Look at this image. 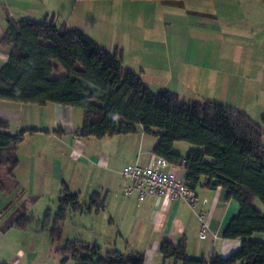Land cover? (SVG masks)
I'll use <instances>...</instances> for the list:
<instances>
[{
	"label": "crops",
	"instance_id": "1",
	"mask_svg": "<svg viewBox=\"0 0 264 264\" xmlns=\"http://www.w3.org/2000/svg\"><path fill=\"white\" fill-rule=\"evenodd\" d=\"M64 1L65 16L57 24L83 32L106 49H121L124 66L140 74L153 92L167 89L184 102L213 101L242 110L262 128L264 143V0ZM47 8L30 0H0V38L9 21L48 19L49 15L54 19V7ZM11 49L12 45H0V68ZM52 65L51 77L65 75L58 63ZM82 117L80 109L53 103L0 101V118L9 123V134L35 130L19 144L14 176L8 177L6 168L0 167L1 261H28L17 247L18 240L12 239L18 234L15 223L46 195L60 198L64 187L79 197L104 196L117 233L114 247L122 242L130 251L142 252L143 264H181L163 258V241L184 240L187 256L206 262L240 248V239L223 238L239 205L227 201L221 187L207 189L201 181L194 190L195 209L162 196L139 202L136 192L124 194L127 182L120 171L128 164L147 165L158 138L139 126L134 134L80 139L76 133ZM178 146L182 155L190 149V145ZM165 171L185 180L183 164L170 163ZM199 215L207 224L203 237L198 236ZM260 234L253 238L264 241Z\"/></svg>",
	"mask_w": 264,
	"mask_h": 264
},
{
	"label": "trees",
	"instance_id": "2",
	"mask_svg": "<svg viewBox=\"0 0 264 264\" xmlns=\"http://www.w3.org/2000/svg\"><path fill=\"white\" fill-rule=\"evenodd\" d=\"M0 45H12L7 62L0 68V101L80 109L82 124L76 133L80 139L134 134L141 126L145 134L158 138L152 148L154 155L184 165L190 189L195 190L202 181V187H221L227 201L238 203V212L223 231L226 240L240 239L238 250L224 258L212 256L206 262L187 256L184 240L176 244L163 241L160 252L164 259L181 264H264V241L253 238L264 232V215L254 204L259 200L264 206L263 131L249 115L213 101L184 102L167 89L153 92L140 74L124 66L121 49L109 51L54 19L9 21ZM53 62L63 68L64 76L51 77ZM8 129L9 123L0 118V167L12 178L19 162V144L35 130L11 135ZM177 142L190 145L186 155L174 150ZM102 200L93 193L82 204L78 193L64 187L51 237L58 240L59 225L69 209L99 212ZM49 214L48 209L46 219ZM31 220L23 215L15 227L24 229ZM59 251L62 262L72 259L75 264L144 263L142 252L110 250L101 255L97 244L79 239L67 240ZM0 264L8 263L0 260Z\"/></svg>",
	"mask_w": 264,
	"mask_h": 264
},
{
	"label": "rangeland",
	"instance_id": "3",
	"mask_svg": "<svg viewBox=\"0 0 264 264\" xmlns=\"http://www.w3.org/2000/svg\"><path fill=\"white\" fill-rule=\"evenodd\" d=\"M30 1L32 2V5H43L46 9L50 6L54 7V10L56 11V19L54 18L55 22L61 21V16H65V10L61 9V2L64 0ZM64 2L66 3V1ZM58 10H62V14L58 13ZM51 19H53L52 15H49L48 20ZM107 50L113 51L112 49ZM180 144L186 143H175L174 149L178 152H182L178 146ZM126 182L129 184V181ZM102 198L104 200V196H102ZM58 200L59 198L53 194L52 196L46 195L45 200L38 203L31 213L26 214L27 217L32 219L28 222L27 227L24 229L17 228L18 234H15L14 237L12 236V239H16V243L18 240L17 247L19 245V247L27 254L28 261L20 264H75L72 259L62 262L63 255L59 249L64 246L67 240L72 241L79 239L85 242L95 243L100 247L101 255H105V253L110 250H117L123 254H127L130 251L126 248V244L122 242H118L117 246L114 247L115 245L113 244V241L117 238V233L110 223V217H113L111 215L113 214L111 212L112 209L110 211L106 206H103L99 212L93 211L92 213L72 211L69 209L66 212L64 221L59 225L60 235L58 240L55 241L56 239L51 237V229L54 213L58 209ZM88 200L89 198L83 196L79 197V201L82 204H86ZM254 204L264 215V206L261 202L256 200ZM48 209L50 210V214L46 219L45 217ZM115 217L118 216L116 215ZM11 235L12 233L9 236ZM260 235H264V233H261Z\"/></svg>",
	"mask_w": 264,
	"mask_h": 264
},
{
	"label": "built area",
	"instance_id": "4",
	"mask_svg": "<svg viewBox=\"0 0 264 264\" xmlns=\"http://www.w3.org/2000/svg\"><path fill=\"white\" fill-rule=\"evenodd\" d=\"M170 163L163 157L153 155L147 165L138 163L124 166L120 174L124 180L129 181L123 192L126 195L136 192L138 201L148 196H162L171 200H181L191 209L197 207V195L190 189L186 180L178 179L171 171H165ZM201 221L199 237H203L207 231V224L203 215H199Z\"/></svg>",
	"mask_w": 264,
	"mask_h": 264
}]
</instances>
